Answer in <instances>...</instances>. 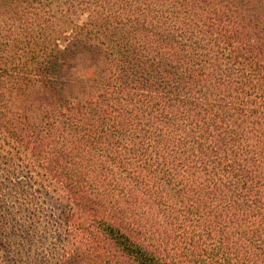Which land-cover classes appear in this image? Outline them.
Returning <instances> with one entry per match:
<instances>
[{
  "label": "trees",
  "instance_id": "1",
  "mask_svg": "<svg viewBox=\"0 0 264 264\" xmlns=\"http://www.w3.org/2000/svg\"><path fill=\"white\" fill-rule=\"evenodd\" d=\"M25 1L0 0V83L32 77L75 118L57 146L0 126L118 249L104 264H264V0H79V25L48 16L73 0Z\"/></svg>",
  "mask_w": 264,
  "mask_h": 264
},
{
  "label": "rangeland",
  "instance_id": "2",
  "mask_svg": "<svg viewBox=\"0 0 264 264\" xmlns=\"http://www.w3.org/2000/svg\"><path fill=\"white\" fill-rule=\"evenodd\" d=\"M72 2L75 3L63 1L58 11H54L58 7L54 3L50 5L54 9L51 12L40 0H27L21 6L23 15L29 18L31 13L38 14L43 9L52 18L53 14L57 18L65 15L79 25L91 9L82 7L79 0ZM27 26L23 23L24 28ZM33 27L36 28L35 24ZM71 27L74 26L62 32ZM63 34L58 36L61 38ZM35 82L32 77L20 76L0 83V120H6L18 132L25 129L24 133L40 143L57 146L62 143L59 138L62 134L67 137L63 122L68 115L74 119V112L61 109L59 97L51 94L49 98L44 88L36 89ZM48 168L47 161L34 153L29 141L22 142L0 126V264H68L64 250L69 247L72 252L76 246L82 254L86 253V264H104L107 257L116 260L113 255H117L118 249L105 235L88 244L85 236L88 232L74 224L85 218L86 212L74 203L70 192ZM95 244L100 247L101 258L94 250ZM118 258L127 264L121 255Z\"/></svg>",
  "mask_w": 264,
  "mask_h": 264
}]
</instances>
